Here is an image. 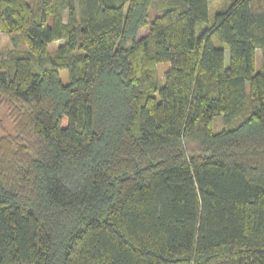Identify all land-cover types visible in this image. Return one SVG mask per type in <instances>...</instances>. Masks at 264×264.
I'll return each mask as SVG.
<instances>
[{"label": "trees", "instance_id": "1", "mask_svg": "<svg viewBox=\"0 0 264 264\" xmlns=\"http://www.w3.org/2000/svg\"><path fill=\"white\" fill-rule=\"evenodd\" d=\"M210 1L0 0V264H264V0Z\"/></svg>", "mask_w": 264, "mask_h": 264}, {"label": "rangeland", "instance_id": "2", "mask_svg": "<svg viewBox=\"0 0 264 264\" xmlns=\"http://www.w3.org/2000/svg\"><path fill=\"white\" fill-rule=\"evenodd\" d=\"M228 0H211L210 1V10H209V19L208 22L209 24H211L212 20H213V13L216 9L224 6L225 4H227ZM214 10V11H213ZM155 15L154 10H151L149 13V21L152 20L153 16ZM60 44H62V41H56L54 44L49 46V49L51 52H53ZM215 44H219L217 41H215ZM10 47V42H9V36L5 33L0 32V53L5 54L6 51L9 49ZM256 70L259 71L261 70L263 63H262V55L260 50H257L256 52ZM224 64L226 67H228L229 65V52L227 49H225V54H224ZM169 67V62H164V63H160L159 64V70L163 71L166 70ZM59 75L61 80L63 81V83H67L68 82V73L66 71V69H62L59 70ZM216 126H217V130L220 129V127L222 126V120L221 117H218L216 120ZM12 129V123L8 118V115L5 111V109L3 107H0V133L2 134H6L8 132H10Z\"/></svg>", "mask_w": 264, "mask_h": 264}]
</instances>
